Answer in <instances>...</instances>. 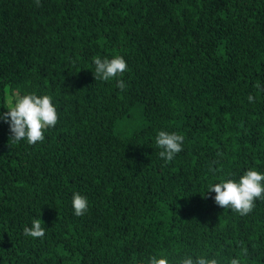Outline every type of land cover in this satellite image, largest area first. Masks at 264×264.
Instances as JSON below:
<instances>
[{"label": "trees", "instance_id": "obj_1", "mask_svg": "<svg viewBox=\"0 0 264 264\" xmlns=\"http://www.w3.org/2000/svg\"><path fill=\"white\" fill-rule=\"evenodd\" d=\"M0 264H264V0H0Z\"/></svg>", "mask_w": 264, "mask_h": 264}, {"label": "rangeland", "instance_id": "obj_2", "mask_svg": "<svg viewBox=\"0 0 264 264\" xmlns=\"http://www.w3.org/2000/svg\"><path fill=\"white\" fill-rule=\"evenodd\" d=\"M7 94V93H6ZM6 103L8 104V94L6 95ZM41 113L43 118L41 119ZM38 117L40 119H38ZM33 123L37 126H41L44 124V114L40 109H36L35 112L32 115ZM142 125L141 119L137 116L135 113H131V116L129 118H125L124 120L118 122L115 131L119 134L126 135L128 134L132 129H136Z\"/></svg>", "mask_w": 264, "mask_h": 264}]
</instances>
